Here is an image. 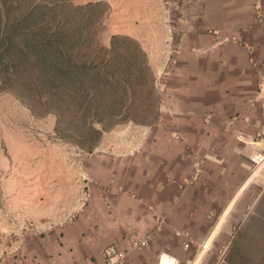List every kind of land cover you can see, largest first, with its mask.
<instances>
[{
	"label": "crops",
	"instance_id": "obj_1",
	"mask_svg": "<svg viewBox=\"0 0 264 264\" xmlns=\"http://www.w3.org/2000/svg\"><path fill=\"white\" fill-rule=\"evenodd\" d=\"M201 1L216 34L224 33L183 39L160 84L159 122L110 152L105 136L99 163L115 179H82L89 200L78 218L48 237L20 241L19 257L3 255L2 240L0 264H106L101 250L109 245L128 253L125 264H202L205 244L261 240L264 212L256 206L264 200V168L253 170L251 156L264 144V0ZM132 148L133 156L116 162ZM47 180L45 197L56 203L76 184ZM24 206L13 228L23 227ZM10 225L3 220L0 230ZM141 241L146 246L137 248Z\"/></svg>",
	"mask_w": 264,
	"mask_h": 264
},
{
	"label": "rangeland",
	"instance_id": "obj_2",
	"mask_svg": "<svg viewBox=\"0 0 264 264\" xmlns=\"http://www.w3.org/2000/svg\"><path fill=\"white\" fill-rule=\"evenodd\" d=\"M90 2L105 4L101 30L104 44H109L113 35L127 36L153 56L151 60L147 54L159 95L160 84L166 73L174 68L183 39L192 33L213 37L224 33L220 31L216 34L219 26L214 18L202 12L204 2L201 0H74L79 5ZM153 125L122 123L105 132L103 138L106 136L111 141L110 152L118 145L128 144L144 135L145 129ZM55 127V115L35 117L11 94L0 95V223L5 220L11 224L0 230V243L5 242L3 255L22 256L20 241L34 235L48 237L52 231L78 218L89 200V190L82 179H115L112 168L99 163L101 156L106 154L98 148L103 138L92 153H87L72 143L60 140ZM117 131L121 134L113 135ZM131 156L115 157L118 159L116 162ZM121 173L123 170L119 169L117 176ZM47 179H75L76 184L70 187L68 198L56 203L45 197L50 193ZM258 190H264V184ZM35 191L38 193L35 194ZM55 194L59 196L58 191ZM24 204L26 219L23 227L13 228L12 225L22 222L18 213ZM256 207L263 213L264 200ZM42 210L47 212L46 216L41 217L38 213ZM41 225L45 227L41 228ZM260 236V241L257 235H249L248 242L239 238L237 244H234L233 238L231 244L224 248H210L205 244L200 249L202 264H260L264 260V234ZM18 245L19 251H14Z\"/></svg>",
	"mask_w": 264,
	"mask_h": 264
},
{
	"label": "trees",
	"instance_id": "obj_3",
	"mask_svg": "<svg viewBox=\"0 0 264 264\" xmlns=\"http://www.w3.org/2000/svg\"><path fill=\"white\" fill-rule=\"evenodd\" d=\"M104 14L102 2L0 0V95L55 115L57 137L87 153L119 124L160 118L147 53L127 36L104 44Z\"/></svg>",
	"mask_w": 264,
	"mask_h": 264
},
{
	"label": "built area",
	"instance_id": "obj_4",
	"mask_svg": "<svg viewBox=\"0 0 264 264\" xmlns=\"http://www.w3.org/2000/svg\"><path fill=\"white\" fill-rule=\"evenodd\" d=\"M135 151L136 149L132 148L129 151H123V152H119L118 154L117 153L116 154L118 157L129 156V155H133ZM251 162L253 164L255 171H258L264 168V144H261L260 150H257L253 154V156H251ZM146 244H147V241H141L140 243H137L136 247L141 248L143 246H146ZM186 246L188 247V245ZM14 251H17V252L19 251V245L15 246ZM102 256L104 257L106 264H125L128 253L125 251H121L115 246H109L102 251ZM173 262L175 264L177 263L175 259Z\"/></svg>",
	"mask_w": 264,
	"mask_h": 264
}]
</instances>
